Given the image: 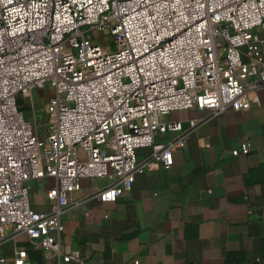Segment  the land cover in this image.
<instances>
[{
    "label": "built area",
    "instance_id": "built-area-1",
    "mask_svg": "<svg viewBox=\"0 0 264 264\" xmlns=\"http://www.w3.org/2000/svg\"><path fill=\"white\" fill-rule=\"evenodd\" d=\"M263 24L264 0H0V243L24 237L58 257L79 179L112 175L106 199L151 164L169 168L189 135L172 113L217 116L248 79L264 84V49H246ZM33 88L52 91L41 139L18 106ZM168 133L179 135L160 141ZM140 148L152 149L142 163ZM45 177L50 209L38 213L27 183Z\"/></svg>",
    "mask_w": 264,
    "mask_h": 264
},
{
    "label": "crops",
    "instance_id": "crops-1",
    "mask_svg": "<svg viewBox=\"0 0 264 264\" xmlns=\"http://www.w3.org/2000/svg\"><path fill=\"white\" fill-rule=\"evenodd\" d=\"M246 49H264V24ZM248 82L255 87L217 116L202 108L170 115L189 135L172 149L169 168L151 164L128 189L106 199L97 194L112 175L79 179L68 198L81 203L62 217L60 256L50 257L24 237L9 238L0 243L2 264H12L17 254L25 264H264V84L257 76ZM51 96L38 88L19 96L39 138L47 117L40 110ZM242 146L246 153L233 154ZM151 153L138 149L137 162ZM53 184L47 177L27 183L35 212L49 211Z\"/></svg>",
    "mask_w": 264,
    "mask_h": 264
},
{
    "label": "rangeland",
    "instance_id": "rangeland-1",
    "mask_svg": "<svg viewBox=\"0 0 264 264\" xmlns=\"http://www.w3.org/2000/svg\"><path fill=\"white\" fill-rule=\"evenodd\" d=\"M105 34H106V31L104 32ZM96 41L98 42V43H101V44H106V46H109L111 49H114V43H113V41L111 40V38H109V37H107V36H105L103 39H101V38H97L96 39ZM19 97H18V106H19ZM41 112H42V114L44 115H46L47 113H48V111H49V107H48V103L46 104V107H44V109L43 110H40ZM44 131V130H43ZM45 137V135L43 134V133H41L40 134V139L41 138H44ZM49 147V144H48V142H45V144H44V146L41 148V150H44V149H47Z\"/></svg>",
    "mask_w": 264,
    "mask_h": 264
}]
</instances>
